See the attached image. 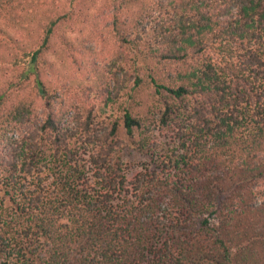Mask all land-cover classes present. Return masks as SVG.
Instances as JSON below:
<instances>
[{
    "label": "trees",
    "instance_id": "trees-1",
    "mask_svg": "<svg viewBox=\"0 0 264 264\" xmlns=\"http://www.w3.org/2000/svg\"><path fill=\"white\" fill-rule=\"evenodd\" d=\"M100 22L106 123L63 80ZM0 264H264V0H0Z\"/></svg>",
    "mask_w": 264,
    "mask_h": 264
},
{
    "label": "rangeland",
    "instance_id": "rangeland-1",
    "mask_svg": "<svg viewBox=\"0 0 264 264\" xmlns=\"http://www.w3.org/2000/svg\"><path fill=\"white\" fill-rule=\"evenodd\" d=\"M99 2L96 3V7L90 6L89 11L97 12L100 16ZM91 27V25H89ZM75 29L78 27L75 25ZM81 31L71 33L69 36L73 37V45L78 46L76 49V57H80L83 51V47H93V52L88 55L86 53L87 60L84 67L86 68H73V64L66 60L65 77L63 80L69 82L71 94L73 95V101L77 105H82L86 102L87 108H93L92 114L95 115V121L97 123H106L109 118H116L120 115V107L117 102L114 104L106 103V91H112L115 93L116 88L124 89L118 93V96L123 99L125 96V88L128 84L125 80V63L120 61V56L114 55V49L111 44L114 40L108 26L106 27V22H100L97 31L90 30V28L82 27L80 25ZM92 28V27H91ZM53 60V57H51ZM55 58H54V61ZM92 64V65H91ZM59 67V63H57ZM59 69V68H58ZM60 70V69H59ZM143 99L145 94H142ZM136 97L141 99L139 94ZM148 98V97H147ZM148 100H150L148 98ZM140 103H142L140 101ZM143 105V104H142ZM150 105V104H149ZM67 121H70V115L66 116ZM11 138L17 139L19 137L18 131L15 133H10ZM122 145V142H127L126 136L120 126L118 136ZM119 145V146H120ZM123 163L125 164V172L130 177L133 171L144 162L145 157L139 155L134 151H125L122 156Z\"/></svg>",
    "mask_w": 264,
    "mask_h": 264
}]
</instances>
